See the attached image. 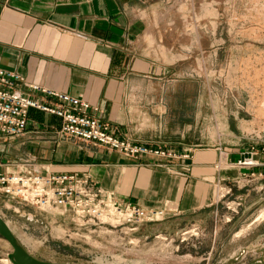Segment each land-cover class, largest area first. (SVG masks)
Masks as SVG:
<instances>
[{
    "label": "crops",
    "instance_id": "crops-1",
    "mask_svg": "<svg viewBox=\"0 0 264 264\" xmlns=\"http://www.w3.org/2000/svg\"><path fill=\"white\" fill-rule=\"evenodd\" d=\"M168 1L0 0V67L20 75V91L37 95L28 87L37 83L85 99L118 136L163 143L176 156L157 158V166L147 155L127 157L103 145L57 137L58 118L35 109L29 110L24 131L6 146L27 148L33 166L83 172L115 197L162 209V219L143 223L132 233L138 240L151 235L175 239L195 225L204 232L207 256L215 242L238 240L233 256L252 252L260 262L264 238L237 235L234 223H211L216 184H230L232 176L248 170L215 166L217 146L190 147L178 140V81L163 80L171 64H164L162 55H176L180 49L192 54L194 33L187 28L180 35V19L164 15ZM38 133L48 134L40 139ZM234 143L220 144L231 161L244 147ZM255 158L259 163L251 170L264 173V151L258 150ZM232 191L242 200L244 214L264 197V175Z\"/></svg>",
    "mask_w": 264,
    "mask_h": 264
},
{
    "label": "rangeland",
    "instance_id": "rangeland-1",
    "mask_svg": "<svg viewBox=\"0 0 264 264\" xmlns=\"http://www.w3.org/2000/svg\"><path fill=\"white\" fill-rule=\"evenodd\" d=\"M164 8V15L180 19V35L185 36L187 28L194 33L192 54L186 55L180 49L176 55H162L163 63L171 64L163 80L178 81L179 142L186 146L192 144L190 147L229 146L235 144L234 141L245 147L264 142V0H169ZM179 43L185 41L179 40ZM47 134L38 133L40 139ZM8 141L9 138H0V144H5L0 145V164H3L0 170L34 163L27 148L15 149L13 142L6 146ZM42 169L47 168L42 166ZM252 172L253 176L264 175L262 171ZM252 175L245 171V177ZM220 190L223 189L218 192ZM232 192L215 201L216 212L212 213L211 223H234L233 230L239 231H232L237 235L248 232V238H264V197L242 214V200L237 205L232 202L235 197ZM0 216L22 248L46 261L264 264V246L259 256L261 261L256 262L257 256L252 252L243 257L233 256L240 244L238 240L215 242L214 252L207 256L204 232L181 241L180 233L175 239L151 235L144 240L131 234L132 243H127L125 234L102 231L103 227L94 225L79 226L68 212L28 205L1 194ZM10 249L0 236V264H11L7 257ZM225 256L227 260L221 261Z\"/></svg>",
    "mask_w": 264,
    "mask_h": 264
},
{
    "label": "built area",
    "instance_id": "built-area-1",
    "mask_svg": "<svg viewBox=\"0 0 264 264\" xmlns=\"http://www.w3.org/2000/svg\"><path fill=\"white\" fill-rule=\"evenodd\" d=\"M18 81H21V77L17 72L0 67L2 139L20 135L26 127L29 110L35 109L58 118V126L54 130L57 137L103 145L127 157L147 155L153 159L150 163L157 166L160 165L155 161L157 158L178 154L162 143H148L118 136L109 123L97 115L98 107L85 99L37 83H28V87L37 92V95H32L20 91L16 86ZM258 150L264 151V142L240 148L238 157L231 161L227 158L228 150L217 146L218 159L214 165L228 164L247 169L252 175L251 168L259 163L255 158ZM181 155L186 156L187 151ZM24 165L17 169L0 170V194L28 205L68 212L71 220L79 226L94 225L97 228L103 227L102 231L122 233L127 235L126 242L132 243L129 236L141 224L164 217L162 209L145 208L115 197L86 173L76 170H48L26 163ZM259 174L261 173L245 177V171H240L230 179L233 183L216 184V193L219 189L223 190L215 195V201L230 194L232 186L249 185L253 179L260 177ZM239 200V196H235L232 202L237 205ZM199 233L201 232L195 225L189 226L181 231L179 240L189 236L197 237ZM122 238L121 236L120 239Z\"/></svg>",
    "mask_w": 264,
    "mask_h": 264
},
{
    "label": "water",
    "instance_id": "water-1",
    "mask_svg": "<svg viewBox=\"0 0 264 264\" xmlns=\"http://www.w3.org/2000/svg\"><path fill=\"white\" fill-rule=\"evenodd\" d=\"M0 236L10 245V251L7 254L11 264H93L87 262H68V261H46L30 255L16 240L10 228L0 216Z\"/></svg>",
    "mask_w": 264,
    "mask_h": 264
},
{
    "label": "bare ground",
    "instance_id": "bare-ground-1",
    "mask_svg": "<svg viewBox=\"0 0 264 264\" xmlns=\"http://www.w3.org/2000/svg\"><path fill=\"white\" fill-rule=\"evenodd\" d=\"M6 223V225L9 227V225H8V223L7 222H5ZM10 228V227H9ZM11 230V229H10Z\"/></svg>",
    "mask_w": 264,
    "mask_h": 264
}]
</instances>
